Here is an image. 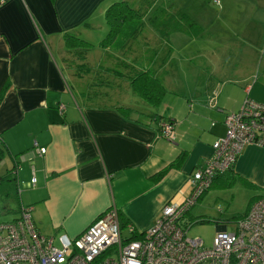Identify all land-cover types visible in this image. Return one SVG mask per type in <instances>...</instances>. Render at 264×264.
Returning a JSON list of instances; mask_svg holds the SVG:
<instances>
[{
  "label": "crops",
  "instance_id": "crops-1",
  "mask_svg": "<svg viewBox=\"0 0 264 264\" xmlns=\"http://www.w3.org/2000/svg\"><path fill=\"white\" fill-rule=\"evenodd\" d=\"M115 1L0 0V162L15 171L19 195L29 192L25 202L37 230L63 246L113 206L125 233L152 226L165 204L189 195L196 170L225 134V115L236 112L254 88L245 86V97L234 102L217 95L197 98L195 87L206 73L204 90L212 93L215 72L210 74L204 62L192 64L183 49L178 50L182 59L173 56L170 72L157 70L167 88L157 106L132 98L127 83L113 84L109 96L91 94L86 83L93 78L79 75L74 63L64 60V33L75 32L93 43L86 61L90 54L97 56L95 64L89 63L103 64L98 75L114 79L106 73L114 66L105 57L111 51L98 44L108 31L105 11ZM128 1L135 6L138 0ZM177 33L169 36L173 47L182 42L178 39L184 33ZM185 67L194 69L186 84L190 87L172 88L168 80ZM252 99L264 103V95ZM117 105L132 108L121 113ZM151 113L172 122L173 140L159 134ZM34 142L46 147L45 154L38 153ZM232 174L236 179L229 187H211H240L248 207L251 198L264 195V148L244 146Z\"/></svg>",
  "mask_w": 264,
  "mask_h": 264
},
{
  "label": "built area",
  "instance_id": "built-area-1",
  "mask_svg": "<svg viewBox=\"0 0 264 264\" xmlns=\"http://www.w3.org/2000/svg\"><path fill=\"white\" fill-rule=\"evenodd\" d=\"M224 123L225 134L213 142L211 158L196 170L189 195L165 204L152 226L139 232L129 228L124 235L113 206L65 246L71 249L67 254L37 230L32 208L21 205L17 218L0 221V264H264V195L235 218L232 230L217 231L211 246L186 234V211L213 178L228 170L247 144L264 148V103L246 96L236 112L225 115ZM161 132L174 139L171 123H161ZM33 145L45 154L46 147Z\"/></svg>",
  "mask_w": 264,
  "mask_h": 264
},
{
  "label": "rangeland",
  "instance_id": "rangeland-1",
  "mask_svg": "<svg viewBox=\"0 0 264 264\" xmlns=\"http://www.w3.org/2000/svg\"><path fill=\"white\" fill-rule=\"evenodd\" d=\"M169 1L183 10L203 32V37L200 38L186 36L185 32H181L184 34L179 35L183 37L178 40L182 42L173 47V56L182 59L178 50L188 49V58L192 59V64L200 66L204 62L208 65L210 74L215 72L212 93L208 91L206 94L207 91L204 90L208 77L206 73L195 87L196 94L200 96L197 98H213L217 95V98H233L234 102L235 98L245 97L244 87L248 84L254 87L248 95L250 98H258V94L264 95V0H156L158 4ZM170 41L173 42L171 39ZM139 50H134L133 53H140ZM96 57L90 54L88 62L95 64L98 61ZM199 70L203 71L201 68ZM193 71L194 69L185 67L167 83L172 88L186 90L190 87L186 84L191 81ZM167 96L175 98L173 95ZM132 98L139 97L133 95ZM6 169L3 162H0V174ZM243 192L235 185L225 189L208 188L190 208L192 216L200 218L202 215L201 219L205 220L189 225L186 234L200 238L205 246H211L216 232L225 228L232 230L235 217L246 210L248 198ZM28 193L24 191L19 195L20 205H26ZM19 204L18 198L8 201V208L0 210V221L17 218ZM187 218L183 222H187ZM54 244L66 249L57 239ZM70 252L71 249L67 248L66 253Z\"/></svg>",
  "mask_w": 264,
  "mask_h": 264
},
{
  "label": "trees",
  "instance_id": "trees-1",
  "mask_svg": "<svg viewBox=\"0 0 264 264\" xmlns=\"http://www.w3.org/2000/svg\"><path fill=\"white\" fill-rule=\"evenodd\" d=\"M156 3V0H138L134 6L128 0H119L107 7L105 22L108 31L98 45L111 51V53H106L105 57L107 60L112 59L114 66L106 68L111 71L110 73L106 71V73L114 76L115 81L98 75L104 66L103 64L94 67L86 61V55L94 46L93 43L79 37L75 32L64 33V47L68 52L64 60L69 65L74 63L75 70L79 75L87 73L93 78L86 83L89 84L88 90L91 94L96 95L99 91L100 94L109 96L113 84L120 82V84L127 83L132 93L147 101L148 104L157 106L160 103L167 93V88L163 84L161 73L157 74V70L159 71L164 67L163 70L170 72L175 65L174 48L169 38L170 34L185 32L194 38H200L203 37V32L195 21L191 20L183 10L170 1L168 3ZM148 28L150 31H147ZM137 49L140 53H133ZM1 95L2 91L0 92ZM115 108L121 113H126L132 107L117 105ZM150 121H153L162 137L164 136L161 132V123L172 124L171 121L163 120L154 113L150 114ZM2 152L3 148L0 147V159ZM233 165L225 172L217 174L208 188L214 185L226 187L232 185L236 179V176L232 174ZM167 169L168 167L162 170L158 177L163 175ZM221 178L222 180L218 182V179ZM244 184L247 185L248 182L244 181ZM208 188L197 197L196 201ZM17 198L19 204V189L15 171L7 169L6 172L0 174V210L7 209V202L15 201ZM255 199L256 197L251 198L247 209L235 218L243 216ZM21 205L19 204V209ZM190 208L186 214H189ZM188 217L191 218L187 221L189 225L205 220L201 219L202 215L200 218L191 214Z\"/></svg>",
  "mask_w": 264,
  "mask_h": 264
}]
</instances>
